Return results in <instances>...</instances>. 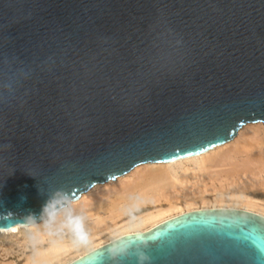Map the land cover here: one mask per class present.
I'll return each instance as SVG.
<instances>
[{
	"label": "water",
	"instance_id": "1",
	"mask_svg": "<svg viewBox=\"0 0 264 264\" xmlns=\"http://www.w3.org/2000/svg\"><path fill=\"white\" fill-rule=\"evenodd\" d=\"M264 120V0H0V228ZM147 241V247L143 242ZM264 264V216L180 213L67 264Z\"/></svg>",
	"mask_w": 264,
	"mask_h": 264
},
{
	"label": "bare ground",
	"instance_id": "2",
	"mask_svg": "<svg viewBox=\"0 0 264 264\" xmlns=\"http://www.w3.org/2000/svg\"><path fill=\"white\" fill-rule=\"evenodd\" d=\"M259 120L261 119L243 122L231 138L203 152L169 160L141 161L127 171L102 182H96L82 191L77 198H74L77 200L82 197L74 207L78 211L83 210L86 216V228L90 233V240L92 241L94 237L105 231H111L124 217L126 220L130 219L128 215L132 211H137L150 204L161 207L157 212L142 215L143 217L135 223L134 231H124L119 236L145 231L168 218L197 209H245L264 216L263 202L251 198L243 191L239 194L231 193L229 198L223 192L227 186L241 190L264 187V136L258 133L259 129L253 130L254 128L245 129L246 133L244 131L238 134L244 125ZM237 134L235 142L230 143L229 141ZM108 181L112 182L107 183ZM100 185L103 186L100 187ZM94 186L96 187L93 188ZM91 188L93 190L88 192ZM213 192H218V194L211 198L210 194ZM222 203H230L232 207L218 206ZM162 205H167V207L162 208ZM19 233L23 238L13 239ZM0 235L9 237L6 244L2 245L0 242V247H5L2 248L5 251L1 254L3 257L12 254L13 252L9 250L15 249V245L20 249L27 247L28 250L23 251L24 264L62 262L66 254L82 247L74 245L70 235L62 237L44 235L40 237L42 242L33 247L23 225L18 223L7 228H0ZM113 239L88 247L82 254ZM19 256L20 253L14 258ZM2 259H0V264H17V259H15L16 262L10 259L5 262Z\"/></svg>",
	"mask_w": 264,
	"mask_h": 264
},
{
	"label": "clouds",
	"instance_id": "3",
	"mask_svg": "<svg viewBox=\"0 0 264 264\" xmlns=\"http://www.w3.org/2000/svg\"><path fill=\"white\" fill-rule=\"evenodd\" d=\"M77 201L73 195L63 189L56 190L51 198L43 205L39 216L29 214L24 217L23 227L28 234L33 247L42 242L40 237H62L70 235L76 246H89L91 243L90 233L86 228V216L83 210H77L74 205ZM147 247V241L143 242ZM138 258L139 264H144L149 259L141 247L135 243L113 246L109 249L114 259L129 255L133 252Z\"/></svg>",
	"mask_w": 264,
	"mask_h": 264
},
{
	"label": "rangeland",
	"instance_id": "4",
	"mask_svg": "<svg viewBox=\"0 0 264 264\" xmlns=\"http://www.w3.org/2000/svg\"><path fill=\"white\" fill-rule=\"evenodd\" d=\"M259 129V134L262 135V137L264 136V121L263 120H259L258 122H255V123H248L246 125H244L238 132V134H240V132H244L246 133V130L245 129ZM238 134L237 136L232 139L231 141H229L230 143H234L236 138L238 137ZM264 138V137H263ZM228 142V143H229ZM227 144V143H226ZM230 144V145H232ZM141 167H143V165H139ZM132 171V170H131ZM128 174V173H127ZM119 178V177H118ZM117 178V179H118ZM115 179V180H117ZM113 181V180H112ZM112 181H108L107 183L109 182H112ZM105 184V183H104ZM103 186V185H100V187ZM96 186H94L93 188H95ZM93 188H91L88 192H90L91 190H93ZM241 191H243L245 194L249 195L251 198H254V199H257L258 201L260 202H263L264 203V187H258V188H247V189H240V188H232V187H225L223 189V192L225 193V196H227V198H229L231 196V193H236V194H239ZM218 194V192H213L212 194H210V197L213 198L214 195ZM82 197H80L79 199H77L76 201L78 202ZM166 208L167 205H162V208L164 207ZM218 206H223V207H228V206H231L230 203H222L221 205H218ZM161 207V206H160ZM159 206H154L153 204H150V205H145V207L143 208H140L138 209L137 211H132L128 216L131 217L130 219H124L123 220H119L117 222V225L115 227H113L111 229V231H105L104 233H101L99 236L97 237H94L93 240L91 241L90 245L85 247V246H82V247H79L77 249H74L72 250L70 253L66 254L64 257H63V261L61 262H56V263H53V264H63L65 261L69 260V259H74L75 257H77L78 255L82 254L86 249H88V247H92V246H96V245H99L101 243H105L106 241H109L111 239H113V237L115 238V236H119L121 234V232H124V231H134L136 228H135V223H137L139 221L140 218H142L144 215H147V214H150V213H154V212H157V210L160 208ZM232 207V206H231ZM152 211V212H151ZM150 212V213H149ZM143 215V216H142ZM135 216V217H134ZM141 216V217H140ZM133 217V218H132ZM125 220V221H124ZM134 221V222H133ZM134 223V224H133ZM130 227V228H129ZM139 229V228H138ZM138 231V230H137ZM113 232V233H112ZM115 233V234H114ZM117 234V235H116ZM103 237V238H102ZM21 239L23 238L22 234L19 233L16 237H13V239ZM9 239L8 236L6 235H0V242L3 244H6V240ZM105 240V241H104ZM25 243V242H24ZM22 244V243H21ZM27 245L29 243H26ZM23 245V244H22ZM14 247H16L15 249H12V250H9V252H13L12 254L10 255H7V256H1V254H4L5 251L2 249V248H5L4 246L1 248L0 247V259L3 258L2 260H4L5 262H8L9 259L10 260H14L17 259V264H24L25 262V255H24V252L27 249L26 248H18L19 246L15 245ZM24 251V252H23ZM20 253V256L19 257H15L14 256H17L18 254ZM28 253V252H26ZM80 253V254H79ZM14 258V259H13ZM16 262V261H15Z\"/></svg>",
	"mask_w": 264,
	"mask_h": 264
}]
</instances>
